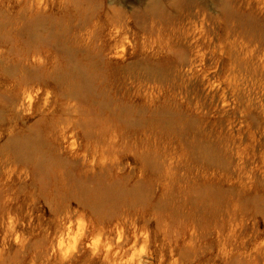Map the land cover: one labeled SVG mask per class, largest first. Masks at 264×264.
Listing matches in <instances>:
<instances>
[{
  "label": "rangeland",
  "instance_id": "374dc122",
  "mask_svg": "<svg viewBox=\"0 0 264 264\" xmlns=\"http://www.w3.org/2000/svg\"><path fill=\"white\" fill-rule=\"evenodd\" d=\"M0 264H264V0H0Z\"/></svg>",
  "mask_w": 264,
  "mask_h": 264
},
{
  "label": "bare ground",
  "instance_id": "6f19581e",
  "mask_svg": "<svg viewBox=\"0 0 264 264\" xmlns=\"http://www.w3.org/2000/svg\"><path fill=\"white\" fill-rule=\"evenodd\" d=\"M63 172L65 173V171H63ZM59 173H60V172H59ZM64 173H63V175H64ZM68 174H69V173H67V175H68ZM60 175H61V174H60ZM67 175H66V176H67ZM57 176H58V173H57ZM58 178H59V177H58Z\"/></svg>",
  "mask_w": 264,
  "mask_h": 264
}]
</instances>
